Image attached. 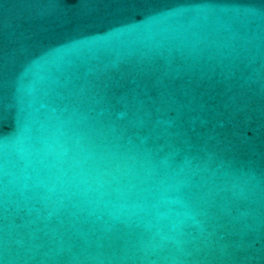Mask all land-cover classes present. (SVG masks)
<instances>
[{
  "label": "water",
  "instance_id": "water-1",
  "mask_svg": "<svg viewBox=\"0 0 264 264\" xmlns=\"http://www.w3.org/2000/svg\"><path fill=\"white\" fill-rule=\"evenodd\" d=\"M0 264H264V0H0Z\"/></svg>",
  "mask_w": 264,
  "mask_h": 264
}]
</instances>
